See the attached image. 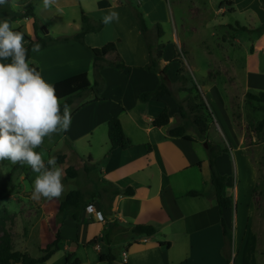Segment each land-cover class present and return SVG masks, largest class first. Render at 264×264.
<instances>
[{"label":"crops","instance_id":"1","mask_svg":"<svg viewBox=\"0 0 264 264\" xmlns=\"http://www.w3.org/2000/svg\"><path fill=\"white\" fill-rule=\"evenodd\" d=\"M244 3L263 8L264 0H232L229 5L235 9ZM29 6L34 18H23ZM142 6L146 32L130 0H57L56 5L47 9L43 0H9L0 6V20L7 18L14 31L24 34V46L28 45L27 38L52 40L40 52H33L29 61V66L38 68L46 82L54 85L87 74L94 88L71 98V125L59 137L65 148L59 156L66 158L59 166L74 164L71 167L78 173L75 179L83 175L85 180L82 191H87L88 196L79 221H74L71 214L59 215L61 202L68 193L59 199L39 201L26 194L30 207L21 204L20 213L13 211V204L20 202L14 193L18 186L14 176L15 190L2 200V207L16 220L38 218L39 228L24 233L23 249L29 252L33 247L41 253L60 232V250L45 264H53L61 253L57 264H264V235L256 229L257 217L264 213V175L260 163L251 155L246 164L240 161L239 167L235 163L232 171H225L223 160L227 150L220 148L223 153L217 158V169L227 177L223 195L233 201L231 208L221 209L212 185L211 146L205 147L206 142L191 134L182 118L177 119L181 110L172 94L153 97L148 102L141 99L162 84L165 68L169 83L174 84L179 78L177 68H172L174 53H166L165 45L158 50V70H147L154 57L155 42L163 38L157 37V29H150L147 23L155 27L162 20L157 17V10L163 3L145 0ZM109 11L119 13L118 22L104 24L100 32L87 34L85 45L70 39L82 29V13L96 23ZM45 15H52L54 32H46ZM109 43L116 44L126 68L117 70L108 65L117 56L109 54L105 56L104 68L96 72L88 48L101 49ZM166 109L169 125L154 127V120ZM114 118L119 119L130 141L127 149H111L108 132ZM180 126L195 141L172 136L171 131ZM237 135L232 132L234 149L242 151L243 142ZM21 179L30 180L28 176ZM129 188L134 195H123ZM116 191L121 195H115ZM88 205L94 206L91 212H86ZM223 220L232 234L230 243L224 237ZM140 225L153 227L156 234L149 237L135 233L134 228ZM33 234L35 242L31 244ZM232 249L233 257L229 252ZM103 255L112 257V262H103Z\"/></svg>","mask_w":264,"mask_h":264},{"label":"rangeland","instance_id":"2","mask_svg":"<svg viewBox=\"0 0 264 264\" xmlns=\"http://www.w3.org/2000/svg\"><path fill=\"white\" fill-rule=\"evenodd\" d=\"M130 1L136 12H140L146 19L142 6L145 0ZM161 2L163 7L157 10V17L162 20L155 27L149 22L147 24L150 29H157V37L163 31L160 36L163 37L162 40L155 42L154 57L158 55L159 48L161 50L160 45L166 46V53H174L171 58L172 68H177L179 78L176 83H170V88L181 110L177 119L182 118L186 129L206 142L205 147L210 145L211 149L227 150L223 160L225 171H232L235 163L236 167H239L240 161L246 164L247 157L250 160L251 155H254L262 167L263 176L264 129L259 131L258 127L264 120V103L251 101L248 97V94L264 93L263 8L258 4L248 7L244 3L234 9L229 5L232 0ZM51 16L45 15L44 19L48 24L44 27L47 31L54 32L56 26L52 23ZM177 37L179 41L176 40ZM232 132H237V139L243 142L242 151L234 149L235 138ZM62 135L63 132H58L45 137L41 147L35 149L42 155L45 163L50 157L63 155L64 144L59 141ZM17 165L8 160L0 162V179L6 178ZM72 165L74 164H57L65 173L62 179L64 193L82 191L84 188L83 175L78 179L66 176V170ZM31 171L28 165L19 164L14 174L15 183L18 185L14 193L20 200L13 204L12 210L16 213H20L21 204L27 207L31 205V200L26 194H32L33 182L39 175L35 172L31 174ZM248 172L245 168L246 176L249 177ZM25 176L30 180L23 181L21 177ZM4 201L0 202V210L3 209ZM259 214L256 229L260 235H264V213ZM17 219L15 218L12 226L14 244L16 249H23L24 233L39 228L38 218ZM15 232H18L19 236ZM34 234L30 240L31 244L35 242ZM261 242L264 243V239H261ZM229 252L233 257V249ZM29 254L33 258H39L42 251L40 253L32 247ZM61 257L62 253L54 259L53 264H57Z\"/></svg>","mask_w":264,"mask_h":264},{"label":"clouds","instance_id":"3","mask_svg":"<svg viewBox=\"0 0 264 264\" xmlns=\"http://www.w3.org/2000/svg\"><path fill=\"white\" fill-rule=\"evenodd\" d=\"M8 3L9 0H0V6ZM56 4L57 0H43L46 9ZM113 21H119L116 11H109L102 18L105 25ZM41 47L34 43L31 51L38 53ZM27 53L24 34L14 31L7 18L0 20V61H11L0 62V162L28 165L39 174L33 182L32 200L59 199L64 193V170L57 166V157H50L45 163L35 149L45 137L69 130L71 108L65 103L61 114L55 87L29 66ZM93 208L88 205L86 212Z\"/></svg>","mask_w":264,"mask_h":264},{"label":"trees","instance_id":"4","mask_svg":"<svg viewBox=\"0 0 264 264\" xmlns=\"http://www.w3.org/2000/svg\"><path fill=\"white\" fill-rule=\"evenodd\" d=\"M264 8V5H263ZM137 19L139 20V23L143 29V31H147V26L145 23V20L143 19V16L140 12H136ZM17 16H13L15 18ZM23 18L26 17H32L34 18L33 8L32 6H29L26 8V12L22 14ZM82 21V29L79 33L75 34L72 38V40L79 42L83 45H85L84 38L87 34L92 32H100L104 28V24L102 21L93 23L91 19L86 16L84 13H82L81 16ZM36 25V24H35ZM38 28V26H36ZM163 32L159 33V36H162ZM69 38H65V40H68ZM28 45L25 46L26 49H28L27 57L28 62L31 59L32 55V45L34 43L41 44V48L47 47L50 42H52L51 39L48 38H37L35 40L31 38H27ZM94 57V68L96 72H99L101 69L104 68L106 63L105 56L109 54H116V61L114 63H110L111 67L117 69V70H123L126 68V64L123 61V59L119 56L116 44L115 43H109L106 46H104L101 49H92L88 48ZM161 58L160 53L155 57H151V64L147 66L148 71H156L158 70V60ZM30 67H35L33 64L30 65ZM36 68V67H35ZM36 70L39 72V69L36 68ZM164 79L161 85L157 87V89L154 92L145 93L142 95L141 99L144 102H148L153 97H159V96H165L172 94L170 83L167 75V68L163 70ZM56 89V95L60 99V101H63V104L61 105V111H63V105L66 103L68 105H71V98H73L77 94H81L84 92H87L91 89L94 90V88L91 85V82L89 81L87 74H81L75 77H72L70 79L64 80L62 82L56 83L53 85ZM248 97L251 101H255L258 103H264V93H260L258 95L254 94H248ZM98 99V98H97ZM170 123V115L169 111L166 109L162 112V114L156 118L153 122L154 127L156 128H162L168 126ZM259 131H263L264 129V120L259 124ZM171 135L174 137H183L184 139L188 141H195V139L192 136L186 135L184 127L180 126L174 130L171 131ZM109 141L111 144V149H127L130 146V141L125 137V134L123 132V128L121 125V122L119 119L114 118L110 120L109 122ZM41 147V146H40ZM39 147V148H40ZM210 147V162H211V171H212V185L215 189V196L218 201L219 207L221 209H229L233 206V201L231 198L224 197L223 190L225 187V184L227 182V177L223 176L219 173L217 169V158L223 151L220 148L211 149ZM65 156H57V164L62 165L65 162ZM19 164L15 167V169L6 177L3 179H0V202L5 199L6 195L12 191L15 190V185L13 183V176L16 172V169L18 168ZM89 171V169H87ZM66 175L68 178H77L78 173L75 168H68L66 170ZM115 195H121L119 191H116ZM125 196H133L134 190L129 188L125 190L123 193ZM192 196H199V193H191ZM88 194L84 191H71L68 193L66 198L61 202L60 209H59V215L66 217L67 215L71 214V218L78 222L80 219L81 211L83 210L85 206L86 197ZM15 217L12 216L7 209L0 210V264H45L47 263L54 255H56L60 250V243L62 241V238L60 236V232L57 233L56 239L54 242L49 244L45 249L42 250V256L39 258H33L29 252L26 249H16L14 240L15 236L12 233V226L14 224ZM223 226V233L224 237L227 242L232 241V235L227 227V224L223 220L222 223ZM134 232L139 235H145V236H154L156 234V230L151 226H136L134 228ZM166 245V244H163ZM169 246V244H167ZM231 259V256H230ZM68 262L70 261V258H67ZM101 260L103 262H112L113 258L108 256H101ZM79 262H74L73 264H78Z\"/></svg>","mask_w":264,"mask_h":264},{"label":"built area","instance_id":"5","mask_svg":"<svg viewBox=\"0 0 264 264\" xmlns=\"http://www.w3.org/2000/svg\"><path fill=\"white\" fill-rule=\"evenodd\" d=\"M123 257H124V262L126 263L127 262V252L123 253Z\"/></svg>","mask_w":264,"mask_h":264},{"label":"water","instance_id":"6","mask_svg":"<svg viewBox=\"0 0 264 264\" xmlns=\"http://www.w3.org/2000/svg\"><path fill=\"white\" fill-rule=\"evenodd\" d=\"M46 32L48 33V31L46 30Z\"/></svg>","mask_w":264,"mask_h":264}]
</instances>
